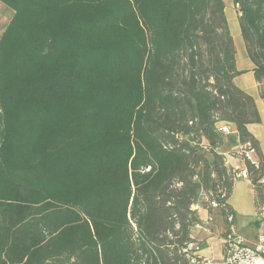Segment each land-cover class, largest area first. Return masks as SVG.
<instances>
[{
    "label": "trees",
    "instance_id": "trees-1",
    "mask_svg": "<svg viewBox=\"0 0 264 264\" xmlns=\"http://www.w3.org/2000/svg\"><path fill=\"white\" fill-rule=\"evenodd\" d=\"M0 3V264H191L198 209L235 218L221 124L264 203L222 0ZM232 3L264 105V0Z\"/></svg>",
    "mask_w": 264,
    "mask_h": 264
},
{
    "label": "crops",
    "instance_id": "crops-1",
    "mask_svg": "<svg viewBox=\"0 0 264 264\" xmlns=\"http://www.w3.org/2000/svg\"><path fill=\"white\" fill-rule=\"evenodd\" d=\"M222 1L224 3V14H225L226 0H222ZM231 3H232V0H231ZM232 8L235 9L237 8V6H235L232 3ZM246 56H247V53H246ZM235 60H236V69L242 74L235 77L233 82L238 88L248 93L254 99L256 108L260 116L261 123H264V105H263L262 100L260 99V96L258 93V86L254 79V74H253L254 65L251 62V60L248 58V56L246 60L243 59V57H241L239 60L236 57V52H235ZM244 75L249 76L250 81L249 82L241 81L240 84H238L237 80ZM253 125L254 124L249 125L248 130L254 136V138L258 140L259 146H260L261 138L260 136H257V134L255 133ZM220 126H225L229 130V133L225 134L226 135L225 143L220 148V151L226 157V161H225L226 165L232 169L235 167H240L242 169L244 166V163L242 162V160L240 159L241 160L240 161L238 156L234 154L232 156L228 155L230 154L229 152H231L233 148L236 149V147L238 146L237 144L234 145V142L235 141L237 142V133H236L234 125L221 124ZM230 140H232L233 144L230 143ZM224 146L226 147V149L224 148ZM260 150H261V146H260ZM261 154H262V157L264 158L262 150H261ZM263 171H264V167H263ZM250 186L252 187L251 183H250ZM228 204L231 206L229 200H228ZM198 215L200 217V224H198L197 226L193 228L192 234H191V237L194 240L193 245H195V247L197 248L196 254H198V256L202 258L212 260L213 261L212 264H223L222 263V258H223L222 239H223V233H224L223 223L219 220L218 217L209 215L207 210L205 209L199 208ZM209 216L212 217V221L206 222ZM235 223H236V215H235ZM245 225L246 224H244V226ZM244 226L240 227L239 230H242ZM255 234L256 232L251 231L250 229L248 233L246 234V239L248 241H251Z\"/></svg>",
    "mask_w": 264,
    "mask_h": 264
},
{
    "label": "built area",
    "instance_id": "built-area-1",
    "mask_svg": "<svg viewBox=\"0 0 264 264\" xmlns=\"http://www.w3.org/2000/svg\"><path fill=\"white\" fill-rule=\"evenodd\" d=\"M219 131L228 134L229 130L225 126L219 127ZM233 153L237 155L241 160L246 161L254 169H259L260 164L255 155V151L250 145L246 143L239 145ZM233 179L243 178L250 182L248 171L245 166L242 169L233 168L232 170ZM257 185L264 187V177L257 182ZM205 200L208 201L207 197ZM212 209L218 207L217 202L214 200L208 202ZM255 220L262 227L259 233H256L251 241H248L239 233L235 224V218L231 215L227 217L229 226L225 231V235L222 239L223 249V264H264V203H258L255 211ZM212 221V217H208L206 222ZM188 249H193L190 257L191 264H212L213 261L205 259L196 254L197 248L195 245H189Z\"/></svg>",
    "mask_w": 264,
    "mask_h": 264
},
{
    "label": "rangeland",
    "instance_id": "rangeland-1",
    "mask_svg": "<svg viewBox=\"0 0 264 264\" xmlns=\"http://www.w3.org/2000/svg\"><path fill=\"white\" fill-rule=\"evenodd\" d=\"M225 4H226L225 15H226L229 31L233 39L236 57L239 60L241 57H243V59L246 60L247 56H246L245 44L241 36L239 22H238V16H239L238 7L233 9L231 0H226ZM12 14L13 12L10 9H7L5 6H3L0 3V36L2 35L6 25L11 19ZM249 79H250L249 76L244 75L237 80V83L240 84L241 81L249 82L250 81ZM253 128L257 136H260L261 138L260 146L264 156V123L260 122L258 124H254ZM224 148L226 149L225 146ZM235 151L236 150L233 148L231 152H229L230 154L228 155L232 156ZM225 161H226V157H225ZM235 168L241 169L240 167H235ZM232 170L233 169L231 168V172ZM252 188L253 186L252 187L250 186L248 180L243 178H235L233 182L232 192L228 199L236 215L237 229L238 231H240L239 233L241 234V236L244 237L245 239H246V234L250 229L251 231H254L256 233H259L262 229V227L258 224L257 220H255V215H254L256 211L254 204L255 196ZM263 193H264V187H263ZM244 224H246L245 225L246 227L244 226ZM242 226H244L245 228L243 227L242 230H239V228Z\"/></svg>",
    "mask_w": 264,
    "mask_h": 264
}]
</instances>
